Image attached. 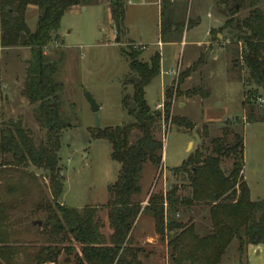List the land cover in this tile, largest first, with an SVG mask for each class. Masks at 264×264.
<instances>
[{
    "label": "trees",
    "instance_id": "1",
    "mask_svg": "<svg viewBox=\"0 0 264 264\" xmlns=\"http://www.w3.org/2000/svg\"><path fill=\"white\" fill-rule=\"evenodd\" d=\"M97 0H0V45L2 47H28L31 60L26 69L23 95L30 104L36 105L33 118L38 127L46 130V138L36 141L21 119L13 118L0 128V155L12 157V164L24 170L28 166L48 173L50 199L39 198L37 209L45 212L41 244L26 248L16 240V229H10L7 204L0 190V258L12 264L13 256L25 254L32 264H56L63 251H72V242L79 246V253L72 264H147L143 249L132 245V233L141 215H148L154 222L155 234L165 240L170 264H223L228 247L235 243L236 264H248L246 248L264 244V201L250 200L248 184L243 175L244 137L226 122L220 136L210 139L208 154L205 147L195 150L170 171L180 183L158 194H150L142 206L140 186L143 165L149 163L158 170L162 168V138L157 137L162 127L160 112L153 111L144 99V87L159 74L160 56L156 53L148 62L139 60V55L123 51L128 62L129 76L140 83L133 85L131 96L124 94L121 105L132 116L129 123L105 129L93 128L91 138L107 141L111 146V158L120 165L118 178L108 187L106 203L107 221L111 233L105 237L99 221L100 207L71 208L59 202L63 194L64 179L58 167L60 133L68 126L62 118L58 97L61 83L58 79V61L44 54L51 39L57 38L60 20L72 6L96 4ZM218 11L227 14L223 28L232 31L231 42L241 45L233 61H241L246 75L243 84H252L255 91L244 92L243 104H249L243 120L247 123L264 122V105L255 109L256 96L264 98V13L257 0L250 1V9L243 20L234 19L239 11L238 0H218ZM160 38L167 42L172 27L177 31L184 24L173 19L170 0L160 1ZM27 6L38 10L36 28L30 31L25 23ZM110 18L115 29V41L120 42L124 33V0H109ZM170 12V14H169ZM169 14V16H167ZM190 20L187 22V28ZM235 33H234V32ZM214 36V30L210 31ZM215 40L217 38L213 37ZM222 43V42H220ZM190 75V69L180 75V82ZM174 98L180 95L175 92ZM186 97L199 95L207 98L208 92L194 88L184 93ZM171 96L167 93L165 111L167 119ZM132 101L136 109L130 110ZM185 130L194 125L183 118H172ZM236 122L239 123L238 119ZM242 122V119H241ZM235 124V123H234ZM228 125V127H226ZM205 130V129H204ZM164 132V131H163ZM231 158L229 170L221 164ZM2 174V172H0ZM20 177L8 176L4 189L8 195L14 191L21 194L36 189L35 176L20 173ZM24 177L26 179H24ZM187 194H182L183 190ZM40 193V192H39ZM194 205L207 209L210 226L207 233L198 234L192 219L183 222L177 216L181 211L191 210ZM37 228L34 224L30 229ZM68 243V244H67ZM142 256V257H141ZM141 257V258H140ZM0 264L2 262L0 261Z\"/></svg>",
    "mask_w": 264,
    "mask_h": 264
},
{
    "label": "rangeland",
    "instance_id": "2",
    "mask_svg": "<svg viewBox=\"0 0 264 264\" xmlns=\"http://www.w3.org/2000/svg\"><path fill=\"white\" fill-rule=\"evenodd\" d=\"M97 1L100 2L87 5V10L74 8L65 12L59 23L58 36L51 39L44 48V54L58 61V79L62 86L58 102L61 116L68 123V126L60 133V149L57 153L58 167L64 179L63 194L59 202L76 209L99 206L98 218L103 225L101 232L108 237L111 233L106 209V203L109 201L108 187L116 182L120 165L111 158L110 144L105 140L91 138L89 130L122 126L132 120L128 108H123L121 105V100L124 94L128 96L133 94V85L127 83V78L134 76H129L128 62L121 54L123 51L138 54L139 60H142L141 57L146 60L149 53L154 49L158 50V47L150 46L144 50L146 46H139L128 39L137 41L140 37L146 44L156 41V34L159 33L157 25H160L161 21L157 5L152 3L156 0H124L128 33H123L120 42H116L115 29L111 22L109 8L106 6L109 0ZM140 1L144 3L141 4ZM217 1L170 0L174 21L184 24V27L178 28L174 35L184 44L177 46L165 44L161 49L164 59L162 66L170 68L172 72L177 63L185 64L198 50L193 44L205 42L206 30L219 22H222L221 27L223 26L228 16L220 15ZM238 1L241 5H238L240 8L234 19L243 20L248 15L252 0ZM257 2L264 13V0H257ZM37 17V8L27 6L25 23L30 31L35 30ZM188 20H190L189 29H187ZM221 27L214 29L217 40L210 33V41L216 42L219 49L211 43H209V49L205 45L201 49L200 57L198 56L199 58L194 60L190 67L180 69L179 74L173 78L167 92L171 96V105L165 121L164 117L167 113L164 102L167 100V93L165 92L161 100L163 87L160 85V76L146 86V103L152 108L158 100L164 104V108L158 110L163 124L157 134V137L162 138L164 159L162 157L161 170L152 167L149 163L143 165L140 183L142 187L140 199L143 201V207L147 204L146 198L150 194L164 193L173 184L180 183L179 178L175 177L170 170L197 149L205 147L207 151L204 153L208 154L210 139L220 136L226 122L233 123L229 128L232 126L233 130L244 137L242 167L244 181L248 184L250 191V200L264 201V122L246 124L243 120L249 106V104H243L244 92L255 91L256 87L241 82V78L246 75V69L240 60L238 63L233 61L235 58L237 60V51L239 53L241 45L232 43L230 35L232 31L228 28L220 30ZM187 30H189L188 33H186ZM217 34H223L224 39L223 37L219 39ZM218 39L223 40L222 43H219ZM215 56L216 59L213 60ZM30 60L31 52L28 47L0 45V128L6 126L10 119L19 118L38 142L46 138V130H41L34 121L33 112L36 105L30 104L22 91ZM207 62L210 64L207 65L204 76L201 71L194 76L196 80L200 76L202 83L192 85L187 91L200 87L208 94L211 90L210 96L207 99L199 95L190 96L189 101L186 102L187 105L179 109V96L182 98L186 91H179L180 75L188 69L190 73L194 72V69L195 71L200 69ZM176 91L180 95L174 98ZM85 92L90 93L99 105V126H96L91 107L84 97ZM258 107V104H255V109ZM152 110L156 111L155 107ZM175 117L187 120L194 127L191 130H185L184 127L171 123V119ZM231 163L232 159L228 158L222 161L221 166L226 171L230 169ZM0 172H2L0 173L2 199L7 207H11L8 211L10 216L8 220H10V229H16V240L26 248L41 244L46 237L42 231L45 212L38 210L36 204L40 197L43 200L50 199L48 173L31 165L24 170L18 169L12 164V157L9 155H0ZM20 173H32L36 178L34 180L36 189L33 188V191L28 194L14 191L8 195L4 189L5 181L9 178L8 176L20 177ZM186 191V189L183 190L182 194H187ZM207 209L202 205H194L189 211H181L177 218L183 222L192 219L196 232L203 235L208 232L210 226ZM34 221H39L41 224H34ZM153 223L146 214L138 218L132 233V245L143 248L144 253L151 249L154 252L153 264H170L166 242L161 241L155 234ZM32 224L37 228L30 229ZM142 234L154 236L155 243L143 244L146 237L142 238ZM72 245V251H63L56 264L74 262L75 256L79 253V246L73 242ZM235 246L236 244L232 243L228 247L222 260L223 264H236ZM25 254L28 252H20L13 256L12 264H32V261H27ZM0 261L2 264H7L1 258ZM142 261L145 262L143 257Z\"/></svg>",
    "mask_w": 264,
    "mask_h": 264
},
{
    "label": "crops",
    "instance_id": "3",
    "mask_svg": "<svg viewBox=\"0 0 264 264\" xmlns=\"http://www.w3.org/2000/svg\"><path fill=\"white\" fill-rule=\"evenodd\" d=\"M100 1H98L96 4H98ZM128 3H130V1H128ZM140 3L141 4H143L144 2H142V1H140ZM153 3V5H157V11L158 12H160V2H159V0H156L155 2H152ZM151 3V4H152ZM94 5V4H93ZM106 6L109 8V6H108V3H106ZM74 8H82V10H87L88 9V7L87 6H72V8H70L69 10H67V11H71L72 9H74ZM66 11V12H67ZM109 12H110V8H109ZM126 13H127V11L125 10V13H124V17H123V25H124V33H128V26H127V24H126V22H125V17H126ZM218 23V22H217ZM221 24H222V22H219L218 24H216L215 26H212V27H210L209 29H207L206 30V32H205V36H207V38H206V40H205V42L204 43H201V42H196V43H194L193 45H195L197 48H198V50L196 51V52H194L193 54V56L191 57V58H189V61H187L185 64H181V63H177V65H176V67H175V69L171 72V70H170V68H165L164 66H162L163 64H162V62L164 61V59H163V55L161 54V49L163 48V46L166 44V45H168V46H172V45H175V46H177V45H182V44H184V42L182 41V40H178L176 37H175V35H174V33H175V30H174V27H172V32L170 33V39L167 41V42H164V41H162V39L160 38V25H157V27H159L158 28V32L159 33H157L156 34V41H154V42H151L150 44H146L145 42H143V38H137L138 40L137 41H135V40H131V39H128L129 41H132V42H134L135 44H137V45H143V46H146V48L144 49V50H147L148 49V47H150V46H152V47H158V50L157 49H154V50H152L150 53H149V55L147 56L148 58L146 59V60H144L141 56V54H140V57H141V59H142V61H144V62H148L150 59H151V57H153L154 55H156V53L157 54H159V56H160V61H159V74L157 75V76H160V85L163 87L162 89H161V100L164 98V94H165V92L167 93L168 91H169V86L171 85V83H172V81H173V78L175 77V73L177 72H180V69H184V68H188V67H190V64H192V62L194 61V60H197L199 57H200V55H201V49H202V47H205V45L207 46V48L209 49L210 48V45H209V43H211V44H214V45H216V48L217 49H219L218 48V44L216 43V42H212V41H210V31L211 30H214L215 28H219V27H221ZM187 29H189V27L187 28ZM188 31L189 30H187V32L186 33H188ZM57 36H58V34H57ZM217 36L219 37V39H221L222 37V39H224V35L222 34V35H219V34H217ZM218 39V42L220 43V42H222L221 40H219ZM159 43H161V44H159ZM205 50H207V49H205ZM199 56V57H198ZM216 59V56L215 57H213V60H215ZM214 62V61H213ZM208 64H210V63H206V64H203V66L200 68V69H197L196 71H195V69H194V72H191L190 73V75L186 78V79H184L181 83H179V91L181 92V91H187V90H189V88L192 86V85H199L200 83H202V80H201V77L199 76L198 77V79L196 80L195 79V74H197L199 71H201V74L204 76V74H205V72H206V69H207V67L209 66ZM208 65V66H207ZM162 68V69H161ZM163 71V73H162V71ZM204 72V73H203ZM179 74V73H178ZM200 74V75H201ZM169 78V79H168ZM167 79H168V81H167ZM200 82V83H199ZM240 83V82H239ZM150 84V83H149ZM148 84V85H149ZM241 85V84H240ZM147 86V85H146ZM144 87V99H145V96H146V88L147 87ZM201 86V85H200ZM182 87H184L183 89H182ZM185 91V92H186ZM210 94H211V90L209 91V94H208V96H207V98L210 96ZM179 100H178V108L180 109L182 106H186L187 105V101H189V98L188 97H186L185 95L181 98V96H179ZM206 98V99H207ZM160 100V101H161ZM159 100L158 101H156L155 102V105L158 103V102H160ZM145 102H146V99H145ZM147 104V103H146ZM155 105H154V107H155ZM149 106V105H148ZM150 107V106H149ZM154 107L152 108V107H150L151 109H154ZM181 116H183V115H181ZM189 145H190V143H189ZM188 145V146H189ZM163 159H164V157H163ZM163 159H162V162H163ZM183 160H185V159H183ZM182 160V161H183ZM181 161V162H182ZM178 166V165H177ZM147 199H148V197L146 198V201H147ZM149 217V216H148ZM150 218V217H149ZM151 219V218H150ZM154 224V223H153ZM144 237H146L145 238V241L143 242V244L144 243H148V244H153V243H155V239H154V236L152 237L151 235H144L143 236V234H142V238H144ZM141 248V247H140ZM143 249V248H142ZM246 253H247V258H248V264H264V244H261V245H257V246H254V245H249L247 248H246ZM144 253V252H143ZM144 254H146L145 255V257H144V260H145V263H147V264H153L152 263V260H153V255H154V252L150 249V250H148V252H145Z\"/></svg>",
    "mask_w": 264,
    "mask_h": 264
},
{
    "label": "water",
    "instance_id": "4",
    "mask_svg": "<svg viewBox=\"0 0 264 264\" xmlns=\"http://www.w3.org/2000/svg\"><path fill=\"white\" fill-rule=\"evenodd\" d=\"M129 80H131L132 82H135V83H140V80L138 78H135V77H130ZM84 97H85L86 101L88 102L89 106L91 107V111L93 112L94 119H95V122H96V126H99V124H100L99 119H98L99 105L96 104L95 100L90 95V93L85 92L84 93ZM128 104H129V109L130 110H135L136 109V106L133 104L132 101H129ZM33 223L34 224H38V225L41 224V222H39V221H37V222L34 221Z\"/></svg>",
    "mask_w": 264,
    "mask_h": 264
},
{
    "label": "built area",
    "instance_id": "5",
    "mask_svg": "<svg viewBox=\"0 0 264 264\" xmlns=\"http://www.w3.org/2000/svg\"><path fill=\"white\" fill-rule=\"evenodd\" d=\"M161 44V43H159ZM178 73L176 72L175 73V76H177ZM253 101H255V104H258L259 107H262L264 105V98L262 96H256ZM164 108V104L162 102H158L156 105H155V110L158 111V110H162Z\"/></svg>",
    "mask_w": 264,
    "mask_h": 264
}]
</instances>
